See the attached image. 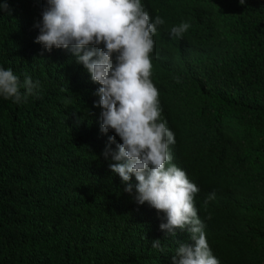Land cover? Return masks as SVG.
Returning <instances> with one entry per match:
<instances>
[{
	"label": "trees",
	"instance_id": "trees-1",
	"mask_svg": "<svg viewBox=\"0 0 264 264\" xmlns=\"http://www.w3.org/2000/svg\"><path fill=\"white\" fill-rule=\"evenodd\" d=\"M5 3L0 68L39 88L20 103L0 95V264H172L189 233L166 235V213L136 202L135 176L129 194L110 170L103 153L122 140L101 132L100 85L71 46L36 42L47 0ZM155 7L165 22L150 79L160 121L174 133L175 166L199 189L209 248L220 264H264V0ZM182 22L191 27L171 35Z\"/></svg>",
	"mask_w": 264,
	"mask_h": 264
},
{
	"label": "clouds",
	"instance_id": "clouds-1",
	"mask_svg": "<svg viewBox=\"0 0 264 264\" xmlns=\"http://www.w3.org/2000/svg\"><path fill=\"white\" fill-rule=\"evenodd\" d=\"M158 1L149 5L144 0H47L42 24L36 25L40 29L36 42L49 51L71 46L77 63L100 85L96 94L102 108L101 132L114 130L122 140L118 151L108 147L103 153L106 159L111 155L110 170L125 182L124 191L129 194L135 176L136 202L166 213L167 223L160 225L166 235L175 236L185 229L189 233L190 240L180 239L183 242L172 264H220L194 206L199 189L189 181L183 165V170L175 166L176 155L169 148L175 143L174 133L160 121L159 92L150 79V54L160 45L155 41L157 26L165 22L157 16ZM0 10L9 11L7 3ZM190 27L182 22L170 34L180 37ZM89 45L95 47L85 50ZM21 87L26 90L23 96ZM38 88L39 82L31 77L21 85L11 69L0 68V95L4 98L20 103ZM112 143L114 136L109 137V145ZM208 198L215 199V193ZM152 247L159 249L161 241H153Z\"/></svg>",
	"mask_w": 264,
	"mask_h": 264
}]
</instances>
